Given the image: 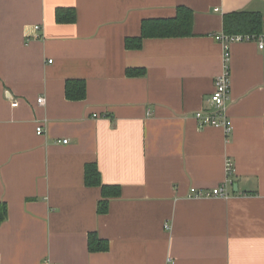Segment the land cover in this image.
<instances>
[{"label":"crops","instance_id":"obj_1","mask_svg":"<svg viewBox=\"0 0 264 264\" xmlns=\"http://www.w3.org/2000/svg\"><path fill=\"white\" fill-rule=\"evenodd\" d=\"M180 6L190 35L143 36ZM216 33L264 35V0H0V264H264V48L230 44L232 130L200 127L227 70ZM89 164L120 186L106 213ZM216 187L227 195H191ZM91 232L109 249L91 251Z\"/></svg>","mask_w":264,"mask_h":264},{"label":"trees","instance_id":"obj_2","mask_svg":"<svg viewBox=\"0 0 264 264\" xmlns=\"http://www.w3.org/2000/svg\"><path fill=\"white\" fill-rule=\"evenodd\" d=\"M235 15L236 23H239L249 32H256L261 25V16L259 14L237 13ZM57 21L73 22L76 19V12L73 8H58L56 13ZM193 11L186 7L180 6L178 14L170 19H153L150 22L145 21L143 24V36H184L192 33ZM247 27L250 29L248 30ZM141 42L136 43L139 46ZM127 45H132V40H127ZM133 46V45H132ZM127 73L130 76L141 75L144 70L129 69ZM66 95L70 99H83L86 96V83L83 80H68L66 83ZM86 183L88 185L101 186L102 198L99 201V213H106L109 209V200L111 197L120 195V186L116 184H105L102 181L101 172L96 164H89L86 168ZM8 218V205L0 201V224ZM109 242L96 232L89 234V249L91 251H105L109 249Z\"/></svg>","mask_w":264,"mask_h":264},{"label":"built area","instance_id":"obj_3","mask_svg":"<svg viewBox=\"0 0 264 264\" xmlns=\"http://www.w3.org/2000/svg\"><path fill=\"white\" fill-rule=\"evenodd\" d=\"M39 28V26H37ZM215 38L222 42L226 50V63L227 70L218 76L215 80L214 91L211 95V101L215 106V112L201 111L197 113V119L199 120L200 127L206 126H221L224 127L227 132L232 130V122L227 116V100L230 98L231 91V78L229 72L228 60L230 57L229 46L234 41H256L260 48H264V35L256 36L253 34H227L216 33ZM45 98L38 99L39 104L45 103ZM44 128L40 124L37 126V133L43 134ZM67 139L63 142L67 143ZM227 170L229 174L235 171L234 163L231 159L227 160ZM191 195L194 197H210V196H226L227 192L222 187H216L211 190H198L197 188L191 189Z\"/></svg>","mask_w":264,"mask_h":264},{"label":"water","instance_id":"obj_4","mask_svg":"<svg viewBox=\"0 0 264 264\" xmlns=\"http://www.w3.org/2000/svg\"><path fill=\"white\" fill-rule=\"evenodd\" d=\"M237 187V186H236ZM237 189V188H236Z\"/></svg>","mask_w":264,"mask_h":264}]
</instances>
